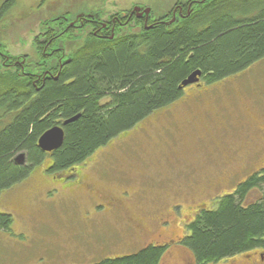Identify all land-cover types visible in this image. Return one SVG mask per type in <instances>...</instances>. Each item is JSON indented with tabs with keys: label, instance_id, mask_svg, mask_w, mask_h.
<instances>
[{
	"label": "rangeland",
	"instance_id": "rangeland-1",
	"mask_svg": "<svg viewBox=\"0 0 264 264\" xmlns=\"http://www.w3.org/2000/svg\"><path fill=\"white\" fill-rule=\"evenodd\" d=\"M71 1L44 0L23 17L20 29L34 25L35 16L70 9ZM141 1L150 2L135 5L149 8L150 15L154 9L156 16L171 0ZM38 3L17 0V9ZM27 37L19 31V54L33 53ZM4 42L10 44L9 36ZM201 84L183 88L181 103L169 106H175L172 116L150 117L62 172L46 171V157L2 192L0 213L11 215L12 224L0 229V264H83L151 243L168 244L160 264L193 261L178 243L186 225L200 208L212 207L216 197L264 166V58ZM257 195L251 193L249 201Z\"/></svg>",
	"mask_w": 264,
	"mask_h": 264
},
{
	"label": "trees",
	"instance_id": "trees-1",
	"mask_svg": "<svg viewBox=\"0 0 264 264\" xmlns=\"http://www.w3.org/2000/svg\"><path fill=\"white\" fill-rule=\"evenodd\" d=\"M87 1L73 0L61 13L75 19L81 11L96 10L111 20L137 4ZM151 1L141 2L152 5ZM181 1L171 0L156 16L152 9L148 29L143 22L126 24L112 39L95 38L89 25L67 53L72 59L63 73L37 90L30 78L19 76L18 95L11 91L15 80L0 76V114L8 119L0 128V194L25 179L46 157L49 173L85 163L97 149L179 100L183 92L179 84L194 70L201 72L203 85H209L264 58V0H208L195 5L185 19L164 22ZM83 5H88L86 10L78 8ZM47 24L38 22L42 29ZM75 115L77 119L63 126L60 147L51 152L39 149L37 139L45 130ZM21 151L25 160L19 164L14 156ZM253 192L258 195L249 201ZM11 224V215L0 213V229L8 231ZM178 243L195 264L264 245V166L230 193L216 197L212 207L200 208ZM167 247V243L146 244L131 254L83 264H160Z\"/></svg>",
	"mask_w": 264,
	"mask_h": 264
},
{
	"label": "flooded vegetation",
	"instance_id": "flooded-vegetation-1",
	"mask_svg": "<svg viewBox=\"0 0 264 264\" xmlns=\"http://www.w3.org/2000/svg\"><path fill=\"white\" fill-rule=\"evenodd\" d=\"M207 1L208 0H183L179 3H175L171 10L170 21L164 22H167L168 24L177 23L188 17L195 5L203 4ZM43 3L44 0H40V3L36 4V8H31L32 10L18 11L17 0H0V73L2 74L0 76L2 77L5 75L11 77L12 80H15L16 87L11 88V91H17L18 95L19 76L30 78L31 84L35 85L34 88L37 90L47 80L56 79L62 74L72 59L71 56L67 55V49L72 40L71 35L73 34L75 39H77V36L87 32L89 25H92L93 30L91 32L97 39H112L117 29L131 22H143V27L146 29L151 27L149 21L150 13L148 16L143 13L145 6L133 5L129 10L123 11L120 17L112 16L111 20L104 19L100 12H97L96 10L86 11V13L79 12L76 14L75 19L59 12L53 16H35L33 18L34 24H37L38 27L28 24L25 27L22 26L20 29V23L24 25L22 22L23 17L28 16L30 13H34ZM135 7H138L139 10L135 11ZM68 10L69 9H64L63 12ZM42 20L48 22L43 29L38 25V22H41ZM54 22H59V26H53L52 23ZM62 22H64V25H62ZM116 25L117 27H115ZM19 31L21 36L24 32H26V36H30L31 34V37L25 38L27 40L25 45L31 46L30 48L33 50L32 54L25 51H21L19 54ZM7 36H9L10 44L4 42V39ZM35 51L37 53L40 52V55L37 54L35 59H32V56H35ZM31 65H34V67ZM201 83L202 79L199 77V81L191 84V86H201ZM185 87H182L181 89ZM174 107L159 109L148 116L145 120L148 122L150 117H162V114L165 116L169 115L170 117L172 116V109ZM1 114L0 128L8 121L6 117H1ZM145 120H143V122ZM143 122H141V125ZM57 123L60 124L61 122ZM140 130H142V128ZM16 156L17 154L14 158ZM113 205L116 206L117 204L114 203ZM99 206L100 204L94 205V214L99 212ZM42 264H44V262ZM184 264L195 263L193 261H186ZM206 264H264V245L255 246L218 261Z\"/></svg>",
	"mask_w": 264,
	"mask_h": 264
},
{
	"label": "water",
	"instance_id": "water-1",
	"mask_svg": "<svg viewBox=\"0 0 264 264\" xmlns=\"http://www.w3.org/2000/svg\"><path fill=\"white\" fill-rule=\"evenodd\" d=\"M134 10L137 11L139 10V8L135 7ZM143 13L148 16L149 8L144 9ZM200 75L201 72L199 70H194L180 82L179 88L198 82ZM78 116L79 115H75L73 117L65 119L61 122V124H55L45 130L37 139V145L39 149L43 152H51L60 147L64 137L63 126L77 119ZM24 158L25 154L18 153L14 160L20 164L25 160Z\"/></svg>",
	"mask_w": 264,
	"mask_h": 264
}]
</instances>
